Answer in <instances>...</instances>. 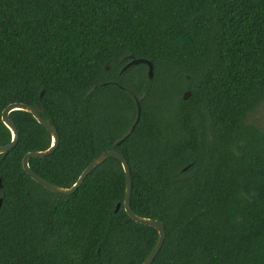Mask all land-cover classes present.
Wrapping results in <instances>:
<instances>
[{
    "label": "trees",
    "instance_id": "trees-1",
    "mask_svg": "<svg viewBox=\"0 0 264 264\" xmlns=\"http://www.w3.org/2000/svg\"><path fill=\"white\" fill-rule=\"evenodd\" d=\"M128 56L150 61L152 79L143 64L122 70ZM132 96L139 120L115 145ZM263 99L264 0H0V116L37 105L59 136L29 168L68 188L101 153L123 155L131 210L165 229L152 264H264V127L248 122ZM9 119L0 264H141L157 233L124 212L120 162L52 193L21 166L50 135L24 111Z\"/></svg>",
    "mask_w": 264,
    "mask_h": 264
},
{
    "label": "water",
    "instance_id": "water-1",
    "mask_svg": "<svg viewBox=\"0 0 264 264\" xmlns=\"http://www.w3.org/2000/svg\"><path fill=\"white\" fill-rule=\"evenodd\" d=\"M127 58L129 59V61L124 65L122 70H125L130 66L143 64L147 67L146 75H147L148 80L152 79L153 72H152V64L150 61L146 59H134L132 58V56H128ZM119 88L123 89L120 86ZM42 93L43 91L40 92V96L42 95ZM188 95L189 93L187 91L184 92L182 95L183 99H186ZM133 100H134L135 109H136L134 121L131 127L129 128V130L126 132V134L123 137H121L118 141L115 142V145L121 143L131 133V131L133 130V128L135 127V125L137 124L139 120V115H140L139 102L135 97H133ZM13 111H24L26 113H29L35 119V121L39 125H41L50 135L49 147L43 151H33V152H29L25 154L21 160V166H22L23 171L26 173V175H28L34 182L41 185L43 188H45L46 190L52 193L59 194V195H65V196L71 195L81 186L83 180L88 176V174H90L99 164L104 162L106 159L115 158L116 160L120 162V165L124 173V178H125L124 195H123V201H122V207H123L124 212L135 223L149 226L153 228L157 233V240H156L154 247L149 252L145 260L141 263V264H152L154 258L160 251L162 244L164 242L165 229H164L162 222L159 219L140 217L134 214V212L131 210L130 195H131L132 179H131V174H130L128 163L126 159L124 158V156L113 150L105 151L101 153L98 157H96L94 160H92L83 169V171L81 172V174L79 175V177L77 178V180L75 181L73 185H71L68 188L58 187L40 178L28 166V161L31 158L49 156L50 154L53 153V151L57 148L59 144V136H58L56 129L47 120L42 118L41 110H38L35 107L28 105V104H24V103H10L2 110L1 116H0V122L9 131L10 140L8 144L0 146V154L10 151L16 145L18 141V131L16 130L14 124L9 119V114ZM0 204H1V199H0ZM118 207H119V204L116 205L115 210H117Z\"/></svg>",
    "mask_w": 264,
    "mask_h": 264
},
{
    "label": "rangeland",
    "instance_id": "rangeland-1",
    "mask_svg": "<svg viewBox=\"0 0 264 264\" xmlns=\"http://www.w3.org/2000/svg\"><path fill=\"white\" fill-rule=\"evenodd\" d=\"M248 122L259 128L264 127V99L258 105L256 110L249 116Z\"/></svg>",
    "mask_w": 264,
    "mask_h": 264
},
{
    "label": "flooded vegetation",
    "instance_id": "flooded-vegetation-1",
    "mask_svg": "<svg viewBox=\"0 0 264 264\" xmlns=\"http://www.w3.org/2000/svg\"><path fill=\"white\" fill-rule=\"evenodd\" d=\"M33 107H35L36 109L40 110L39 107H37V105H34ZM16 128V127H15ZM17 130V129H16ZM1 199V198H0ZM1 203H2V199H1ZM1 207V204H0Z\"/></svg>",
    "mask_w": 264,
    "mask_h": 264
}]
</instances>
